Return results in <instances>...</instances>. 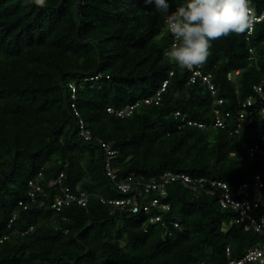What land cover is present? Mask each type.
<instances>
[{
	"label": "trees",
	"instance_id": "trees-1",
	"mask_svg": "<svg viewBox=\"0 0 264 264\" xmlns=\"http://www.w3.org/2000/svg\"><path fill=\"white\" fill-rule=\"evenodd\" d=\"M187 2L168 0L169 13ZM251 7L264 14V0ZM164 21L144 0H46L44 7L0 0V264H229L260 242L254 230L231 223L234 209L181 181L169 184L163 199L181 225L168 237L150 221L159 209L128 213L101 201L123 195L105 173L96 139L116 150L117 181L171 171L220 179L234 191L256 176L264 182V153L250 154L264 146L260 100L251 107L253 121L238 126L244 102L264 81V15L251 34L212 42L201 69L215 94L164 55L174 42ZM219 99L230 113L224 128L213 126ZM138 101L132 117L107 110ZM73 103L94 140L78 135ZM40 171L43 192L32 201L29 181ZM61 173L63 185L89 193L86 206L53 207L64 193L49 182Z\"/></svg>",
	"mask_w": 264,
	"mask_h": 264
},
{
	"label": "built area",
	"instance_id": "built-area-1",
	"mask_svg": "<svg viewBox=\"0 0 264 264\" xmlns=\"http://www.w3.org/2000/svg\"><path fill=\"white\" fill-rule=\"evenodd\" d=\"M264 14L256 17L261 19ZM252 33V32H251ZM252 58H254L252 56ZM192 75L190 78L191 82H195L198 77H202L205 82L208 83L212 88L213 94L215 90L213 84L211 83L209 75H205L202 72L201 66L196 67L192 70ZM236 73H240V70H236ZM232 75L229 74V78ZM70 88L72 89V97L76 99V85L70 83ZM164 90V88L162 89ZM161 90V91H162ZM159 91L156 95L155 102L158 103L160 100ZM256 98L251 96L243 104L242 109L239 112L238 126L241 127L244 120H247L248 123L253 121V116L256 113V109L251 108L256 100H260L262 107L260 112L264 115V81L255 87ZM154 100V97L147 98L144 100L145 103H151ZM218 106L216 108V118L213 126L215 127H225L226 120L230 116L229 112H223L224 101L219 99L215 102ZM141 105V101H138L134 104H128L119 109L113 107H108L109 112L116 113L117 116L121 118L132 117L135 112V109ZM75 115L78 118V135L85 139L86 141L94 140L92 132L87 128L86 121L79 111L75 103L72 104ZM180 115V112L176 113ZM200 127H204L205 124L193 122ZM239 129L236 131L238 132ZM97 142L101 145L104 154V169L107 177L116 185L119 193L123 195L122 198L117 199H105L101 198V201L108 204H115L120 207L122 210L128 213H140L146 212L150 213L154 208L159 209V212L151 216V223H161V225L166 227V231L163 234V237H168L173 234L171 226L181 227L178 221L170 219L168 216L169 210L171 208L170 204L163 201L164 198L168 195L167 187L169 184L181 181L184 185L190 187L193 190H198L200 192H206L211 195L217 196L219 205L222 208H231L234 209L237 214L231 221V223L243 224L245 230H254L257 234L260 235V242L247 249L245 254L240 258L231 259L229 264H264V212L259 213L258 209L260 208L261 198H262V188L264 187V182L260 176H256L253 182H244L242 183L235 191L230 187V185L218 179L207 180L204 177H192L186 173H177L167 171L161 174L159 177L152 176L148 179H145L143 176L137 177L136 175H131L127 179L122 181H117V171L113 167V160L116 157V150L112 148V143H108L102 139H96ZM264 145V144H263ZM256 153H264V146L256 145L250 149V154L255 155ZM65 175L61 173L58 179L52 180L49 182V185H60V189L64 193L63 198H59L56 203L53 204L55 209H60L63 204H68L76 202L79 205L86 206L89 193L81 188V185L76 186V190L68 185H63V177ZM43 173L40 171L34 178L29 181L30 190L28 195L32 201L36 200L37 194L43 192ZM210 184V188H206V184ZM152 194V196L150 195ZM20 204L24 208L28 207L23 201H20ZM10 226V225H9ZM33 229V227H31ZM16 232V230H14ZM9 235L4 236L7 238ZM227 255H231L230 249L227 250ZM208 264V263H203Z\"/></svg>",
	"mask_w": 264,
	"mask_h": 264
},
{
	"label": "clouds",
	"instance_id": "clouds-1",
	"mask_svg": "<svg viewBox=\"0 0 264 264\" xmlns=\"http://www.w3.org/2000/svg\"><path fill=\"white\" fill-rule=\"evenodd\" d=\"M39 7L46 0H25ZM165 14V25L174 42L164 55L181 69L192 70L206 63L212 42L233 34H251L258 22L251 0H188L169 13L168 0H144Z\"/></svg>",
	"mask_w": 264,
	"mask_h": 264
},
{
	"label": "water",
	"instance_id": "water-1",
	"mask_svg": "<svg viewBox=\"0 0 264 264\" xmlns=\"http://www.w3.org/2000/svg\"><path fill=\"white\" fill-rule=\"evenodd\" d=\"M80 3H78L76 5V8H75V13H76V17H77V34H79V31H80V25H81V16H80Z\"/></svg>",
	"mask_w": 264,
	"mask_h": 264
}]
</instances>
